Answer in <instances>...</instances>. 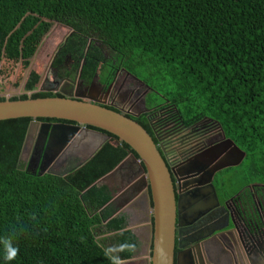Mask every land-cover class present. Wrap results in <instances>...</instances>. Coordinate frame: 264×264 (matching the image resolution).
Masks as SVG:
<instances>
[{
    "label": "trees",
    "instance_id": "trees-1",
    "mask_svg": "<svg viewBox=\"0 0 264 264\" xmlns=\"http://www.w3.org/2000/svg\"><path fill=\"white\" fill-rule=\"evenodd\" d=\"M55 53L53 67L66 56L77 68L84 62L85 81L99 73L106 83L119 70L132 76L153 94L148 102H164L185 126L216 124L245 154L232 179L264 186V0H0V77L13 74L10 87L29 69L22 90L34 91ZM30 121H0V264L130 260L135 239L95 184L129 147L112 137L80 168L31 173L20 160Z\"/></svg>",
    "mask_w": 264,
    "mask_h": 264
},
{
    "label": "flooded vegetation",
    "instance_id": "flooded-vegetation-1",
    "mask_svg": "<svg viewBox=\"0 0 264 264\" xmlns=\"http://www.w3.org/2000/svg\"><path fill=\"white\" fill-rule=\"evenodd\" d=\"M55 57L56 53L40 81L44 93L93 97L104 107L145 123L146 132L171 173L175 195L182 198L180 216L181 224L185 225L175 231L179 239L175 242V254L183 247L193 249L201 237L224 233L217 243L223 242L233 254H237L240 264H264V186H248L241 178L232 179L235 172L230 170H236L244 159L237 166H229L240 161V154L233 151L228 143L230 140L216 124L201 121L185 126L178 115L167 112L164 102H148L150 90L132 76L119 70L106 83L101 82L103 79L100 80L99 73L91 81H85L80 76L84 62L77 68L66 56L61 65L53 67ZM139 87L144 88L145 94L137 90ZM40 123L56 124L50 121ZM49 149L43 159L42 172L59 173L66 165H75L78 160L70 156L63 159L62 164L52 165L51 147ZM213 149L218 155L214 156ZM41 152L42 139L37 143L27 141L20 158L26 171L38 172ZM199 168L204 169V174L196 172ZM187 169L192 172L184 176ZM233 184L239 188L234 194L229 189ZM200 215L203 216L202 222L195 224L193 218ZM210 259L223 264L213 255L201 258V263L209 264ZM189 260L186 264H192Z\"/></svg>",
    "mask_w": 264,
    "mask_h": 264
},
{
    "label": "water",
    "instance_id": "water-1",
    "mask_svg": "<svg viewBox=\"0 0 264 264\" xmlns=\"http://www.w3.org/2000/svg\"><path fill=\"white\" fill-rule=\"evenodd\" d=\"M19 118L31 119L22 148L25 147L28 140L37 143L39 139H42V157L38 163L39 175L42 174L43 159L50 151L49 147L52 150V165L62 164L63 159L75 156L78 159L75 168H80L90 161L112 137L117 140V143L121 142L129 147L130 151L127 152L126 157L95 184L115 176L127 162H131L136 168V173H132V177L123 183V187L128 189L131 185L129 183L138 176L141 180L139 182L140 187L145 190L150 210L146 228L150 249L148 251V264H186L189 258L192 264H204L201 263V258L207 259L211 255L223 264H240L237 254H233L223 242L217 243V239H221L224 233L215 235L211 233L201 237L196 241L193 249L183 247L179 249L178 254H175V242L179 241L175 231L177 227L184 228L185 225L181 224L180 216L182 198L176 197L171 173L151 137L131 118L114 109L110 110L104 107L93 97L77 95L42 99L28 98L24 101H10L9 98H5L3 102H0V121ZM38 119L61 122L41 124ZM228 143L235 153L240 154V161L229 166H237L244 159L245 154L231 141ZM212 151H215L214 156L218 155L216 149ZM44 172H48V170ZM189 172L192 171L185 170L184 176L189 175ZM196 172L204 174V169L199 168ZM209 187L217 203L213 187L211 185ZM128 202L126 201V204ZM201 218H203L201 215L197 218L194 217V223L202 222V220L200 221ZM227 226H229V221ZM188 227L187 229H189ZM119 263L117 262V264ZM209 264L218 263L210 259Z\"/></svg>",
    "mask_w": 264,
    "mask_h": 264
},
{
    "label": "crops",
    "instance_id": "crops-1",
    "mask_svg": "<svg viewBox=\"0 0 264 264\" xmlns=\"http://www.w3.org/2000/svg\"><path fill=\"white\" fill-rule=\"evenodd\" d=\"M68 165L63 170H59V173L42 172V174L50 173L54 175H60L66 170ZM132 173H136V168L133 167L131 162L124 164L123 168L115 176L109 177L106 181L99 183L100 187H103L106 194L109 196V202L106 207L113 213V217L122 216L124 218V231H129L135 239V249L133 251V258L124 263H138L148 264V220L150 216V210L145 195V190L140 187V177H135L128 189L123 187V183L130 177ZM38 174V172H37ZM241 180H244L241 178ZM245 182V181H244ZM239 188L233 184L231 193L234 194ZM115 192V193H114ZM113 197V198H112ZM129 200L126 204L125 200ZM116 200V201H114ZM112 202V203H110ZM109 236V235H107ZM106 236V237H107Z\"/></svg>",
    "mask_w": 264,
    "mask_h": 264
},
{
    "label": "rangeland",
    "instance_id": "rangeland-1",
    "mask_svg": "<svg viewBox=\"0 0 264 264\" xmlns=\"http://www.w3.org/2000/svg\"><path fill=\"white\" fill-rule=\"evenodd\" d=\"M43 44H44V42L41 44V46ZM94 44L97 45V46H99L100 50L102 49L103 54L105 55V58L110 59L111 53H110V51L104 45L98 43L97 41ZM7 68H8V66H7ZM28 70L29 69H27L25 71V73L23 75V79H22L20 85L17 88H15V89H13L12 87H10V84H11V82L13 80V74L9 78H7V79H5V78L3 79V77L2 78L0 77V97H4V98L7 99V98H10V97H18V96H21L23 94H25L27 96H31L32 94L37 93V92H44V90H42V87H41L40 83L35 88V90L32 91V92H24L22 90L23 89V82H24V79L26 77V74H27ZM49 80L51 82H53L52 79L49 78ZM7 82L9 83V86L8 87H7V84H6ZM137 90H139L142 94H145L144 93V88H140L139 87V89H137ZM147 94H148L147 95V99L148 100H153V98H154L153 97V94L152 93L149 94V92ZM119 264H138V263H124V262H120Z\"/></svg>",
    "mask_w": 264,
    "mask_h": 264
},
{
    "label": "clouds",
    "instance_id": "clouds-1",
    "mask_svg": "<svg viewBox=\"0 0 264 264\" xmlns=\"http://www.w3.org/2000/svg\"><path fill=\"white\" fill-rule=\"evenodd\" d=\"M14 256H15V249L9 248V250L7 251V255H6L5 259L11 260V259H13Z\"/></svg>",
    "mask_w": 264,
    "mask_h": 264
}]
</instances>
